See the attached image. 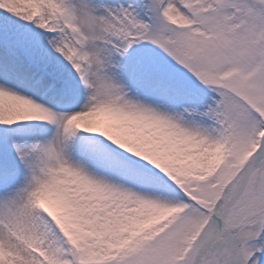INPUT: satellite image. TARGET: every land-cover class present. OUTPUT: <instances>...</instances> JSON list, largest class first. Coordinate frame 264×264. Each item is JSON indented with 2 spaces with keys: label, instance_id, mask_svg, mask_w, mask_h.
Masks as SVG:
<instances>
[{
  "label": "snow or ice",
  "instance_id": "1",
  "mask_svg": "<svg viewBox=\"0 0 264 264\" xmlns=\"http://www.w3.org/2000/svg\"><path fill=\"white\" fill-rule=\"evenodd\" d=\"M0 264H264V0H0Z\"/></svg>",
  "mask_w": 264,
  "mask_h": 264
}]
</instances>
